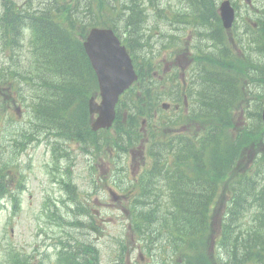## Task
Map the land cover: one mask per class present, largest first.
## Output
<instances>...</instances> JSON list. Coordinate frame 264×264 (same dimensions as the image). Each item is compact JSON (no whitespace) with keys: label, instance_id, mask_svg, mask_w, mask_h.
Listing matches in <instances>:
<instances>
[{"label":"rangeland","instance_id":"obj_1","mask_svg":"<svg viewBox=\"0 0 264 264\" xmlns=\"http://www.w3.org/2000/svg\"><path fill=\"white\" fill-rule=\"evenodd\" d=\"M21 3L20 0H18ZM25 217V216H23ZM35 241L34 238V228L31 224L25 223L23 226H20L18 229L15 230V238H13V243L17 247H21L23 244L26 243H33ZM29 249V248H27ZM109 256L103 258V262H108ZM7 257L0 256V264H7Z\"/></svg>","mask_w":264,"mask_h":264},{"label":"trees","instance_id":"obj_2","mask_svg":"<svg viewBox=\"0 0 264 264\" xmlns=\"http://www.w3.org/2000/svg\"><path fill=\"white\" fill-rule=\"evenodd\" d=\"M256 243H257V245H260L259 243H262L263 244V241H259L258 242V239H256Z\"/></svg>","mask_w":264,"mask_h":264}]
</instances>
